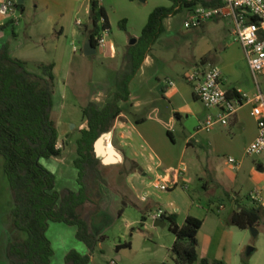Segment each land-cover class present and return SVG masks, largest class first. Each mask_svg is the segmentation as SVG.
<instances>
[{"label": "rangeland", "instance_id": "rangeland-1", "mask_svg": "<svg viewBox=\"0 0 264 264\" xmlns=\"http://www.w3.org/2000/svg\"><path fill=\"white\" fill-rule=\"evenodd\" d=\"M154 1L107 0L102 2L106 4L114 23L112 32H108L106 38L109 36V39L112 37L118 40L119 32L132 37L134 34L131 29L132 16L137 11L138 13L141 10L142 12L150 11L155 4ZM70 3L74 5L76 0H38V3H31V5L29 0H26L25 15L20 9L15 14L16 17L22 18V25L17 27V32L24 37L25 20H30L29 23L34 24L38 17L39 20H42V17L50 19L51 13L54 14L52 21H56L55 25L60 26L61 18L57 15L59 10H63L64 16H69L68 21L72 20V13L66 11ZM187 13V10H184L175 16L173 32L163 36L164 43L158 46L157 50L163 52L167 58L165 66L161 67L158 75L161 82L172 79L176 87L187 85L189 91L185 95H180L176 90L175 95L172 96L173 99L156 88L150 97L144 98L142 111L138 115L134 114L136 110L131 104L126 105L125 110L131 119L137 116L147 119L146 123L138 126L137 129L133 127L128 129V134L138 140L140 151L153 164L160 163V159L164 158L166 152L175 154L177 159L174 165L180 169L185 168L188 178L171 190L157 189L154 183L151 184L154 179L149 178V184L146 187L148 197L145 199L142 196L138 197V194L132 196L126 184H114V195L125 198L128 205L123 217H118L109 205L103 212L100 222L95 225L94 231L104 234L105 237L95 246L94 251L87 246L88 254L94 257L93 264H174L172 248L177 236L170 229L171 222L166 220V226H157L151 217L160 209L169 207L171 203L178 208L179 225L183 224L189 212L203 221L199 237L202 240L205 239L206 242L209 241L211 246L209 259L217 258L227 264H264V217L255 227L258 234L254 233L253 227L240 228L230 223L232 215L241 204L249 205L254 202L253 195H259L264 199V169L260 170L256 165V160L264 162V157L248 155L249 146H247L244 151L245 162L240 171L235 172L228 165L230 157L240 161L238 153L243 151V141L248 136L245 124H247L246 119L251 115L252 106L245 104L239 108L245 119L233 127V133H228L223 126H217L214 129L223 130L226 133L225 143L218 148L219 155L210 151L207 146L191 150L186 156L181 155L186 137L192 135L201 123L204 124L207 118L203 120V117H208L210 113L218 111L194 100L192 92L194 88L187 82L185 73L193 68L207 69L215 65L223 71L225 89L238 86L252 95L258 91V83L264 91V72L258 76L257 83L245 50L235 40L233 34L235 24L232 19H215L211 20L206 27L187 29L184 25ZM122 14L127 18L126 30L121 27ZM7 19L0 16L2 21ZM7 32L11 33L12 29ZM59 41L58 35L54 34L46 41V46L49 48ZM85 42L86 37L83 36L75 40L70 39L69 42L64 36L60 43L62 49L66 48L67 44L72 48L73 43L79 47L73 57L69 76L59 77L58 83L56 81L57 88L60 87L61 90L63 87L66 88L64 99L61 98L60 92L56 91L53 113L60 132L58 148L64 149L65 147L66 152L76 148L77 137L85 125L83 107L93 98L95 91L102 86V81H105L106 89L101 92L100 99L96 101L104 104L108 95L115 89V76L118 72L116 61L106 58L101 49L95 55L85 56L83 51ZM50 53L52 57L59 59L57 51L50 50ZM203 57H207L205 63L201 60ZM27 62L31 68L36 67V63ZM138 81H141L140 77L136 82L134 81V85ZM148 87L149 82L144 83V88ZM139 94L144 96L141 91ZM194 103L200 115L188 118L186 113L178 116L173 111L174 108ZM171 116L175 118L173 121H170ZM120 120L129 119L121 118ZM106 140L104 137L99 149L103 154L99 153V155L104 157L105 161L113 162L118 152L109 149ZM233 141H235V146H238L237 149L234 148ZM109 154L112 157L106 160L105 157ZM87 178L86 173L84 179ZM221 205L224 206L223 209H220ZM13 208L14 198L5 173V159L0 155V264H12L7 253L9 244L15 239L27 236L26 233L16 228L12 216ZM171 210L173 211V207ZM146 216L147 220L144 221L143 217ZM63 224L51 222L47 232L56 250V257L52 264H59L60 254L63 253V247L59 245V242L64 241L66 245H72V243L74 245L76 241L73 230L65 228ZM126 242H131L132 247L117 250L118 244ZM83 244L86 245L84 242ZM249 247L255 248L251 254L248 253ZM73 248H76V245Z\"/></svg>", "mask_w": 264, "mask_h": 264}, {"label": "trees", "instance_id": "trees-1", "mask_svg": "<svg viewBox=\"0 0 264 264\" xmlns=\"http://www.w3.org/2000/svg\"><path fill=\"white\" fill-rule=\"evenodd\" d=\"M135 1V0H132ZM172 6H158L149 15L148 22L136 44H129L124 52L122 65L115 76V89L104 104L91 99L83 107L87 126L77 140L81 178L89 171L98 172L99 160L95 155L97 141L113 130L124 113L122 103L130 102L131 84L162 35L167 31L166 20L196 5L218 7L220 0H171ZM94 0L89 24L84 32L97 47L96 37L101 29H111L108 14ZM99 8V9H98ZM24 5L19 4L18 10ZM8 25L0 26L4 30ZM126 30L125 20L121 23ZM134 37H131V39ZM57 91L53 64L29 63L14 57L9 41H0V155L5 159V173L14 198L12 216L16 228L26 233L25 238L13 240L7 249L12 264H52L53 243L47 232L51 222H60L78 228L77 238L94 251L101 241L91 225V216L83 212L87 195L84 189L59 191L56 174L43 160L59 157L60 132L53 113ZM231 97L236 89L228 91ZM171 136V133L169 132ZM264 217V207L255 202L240 205L230 223L240 228L258 226ZM170 229L177 236L173 245L174 264H227L220 259L211 260L199 254L198 234L203 221L188 216L183 225L177 214H166ZM145 221V217H143ZM132 243L118 244L117 250L131 248ZM91 256L72 249L66 264H90Z\"/></svg>", "mask_w": 264, "mask_h": 264}, {"label": "crops", "instance_id": "crops-1", "mask_svg": "<svg viewBox=\"0 0 264 264\" xmlns=\"http://www.w3.org/2000/svg\"><path fill=\"white\" fill-rule=\"evenodd\" d=\"M93 1L94 0H76V3L74 5H71V3L68 6V9L66 10L69 13H72V20L68 21L69 16H64L63 10H59L57 15L60 19V26H56V21L53 22L52 19L54 17V14H50V19L42 17V20H39L38 18L35 19L34 24L29 23L30 20H25V33L24 37L20 35L19 32H17V27L22 25V18L16 17L7 19L4 25H8V27L4 30H0V41H9L11 43V51L14 57L20 58L25 61H30L32 63L37 64H53L54 65V73L56 75V81L58 83L59 77L67 78L70 74L71 65L73 63V57L75 53L79 50V47L73 43L71 46L72 48L67 44V47L62 49L61 48V40L66 36V39L69 40L83 36L86 37V41L89 39L88 33L84 32L85 25L89 24L90 22V15L93 8ZM105 0L104 2H106ZM147 1V0H145ZM26 0H24V9L21 10V13L25 15L26 13ZM31 3H38V0H29V4ZM99 3V2H98ZM153 8L147 12H142L143 10L137 11L136 14L132 16L133 23L131 26V29L133 30L132 37L139 38L142 34V31L144 27L146 26L150 13L158 6H172L171 0H163V1H154ZM99 7H103L107 14L108 18L111 24V29L113 20L111 18V14L107 11L106 4L99 3ZM99 9V8H98ZM188 12V10H187ZM81 15L83 17H81ZM189 15V13H187ZM175 16L170 17L166 20V26L167 31L162 35L157 45L154 47L151 54H149L143 64V67L138 74L137 78L134 80L137 81L138 77L141 78V81L134 85V81L131 84V100L127 103H122V106L124 108V113L121 115V117L116 121L115 126L113 130L109 133L112 134L111 141L107 142L109 149H114L118 152V155L116 156V160L113 162H107L104 160V157L99 155L97 153V150L95 149V155L96 158L99 160V169L98 172L89 171L87 172L88 178L84 179L81 178L80 174V168L78 167L76 161L79 158L77 146L76 148L67 151L64 149H61V155L59 157H53L51 159L43 160V163L52 170L57 177V186L59 191H62L64 189H71L73 191H80L81 189H84L87 200L83 206V212L87 214L88 216H91V225L94 227L95 225L100 222V218L103 215V212L107 209V207H111L112 211L118 216L123 217L126 212V207L128 205L125 198L114 195L115 188L113 187L114 184L120 185V184H126L127 187L130 189V193L133 195L138 194V197H141L145 199L148 194L146 191V187L149 184V178L154 179L151 181L152 183H155L157 180L164 181L166 183H173L177 180L178 176H180V184L184 183L188 176L187 172L186 174L179 175L180 167H176L174 165L176 158V155L171 152L164 153V158L160 159V163L153 164L149 158L140 151L138 140L134 138L131 134H128L129 128H135L137 129L138 126L143 125L146 123L147 119L138 116L134 119H131L127 116L125 106L128 104H131L135 110V115H138L142 111V107L144 105V98L147 99L152 95L153 91L160 85H162V91H160L162 94H165L167 97H171L175 95L176 90L179 92L180 95H185L189 91V87L187 85H182L181 87H176L175 85L171 86L169 84V81L172 79L167 80L166 82H161L160 76H158L161 72V67L165 66L167 58L165 57L163 52H159L157 50L158 46H161L162 43H164L163 36L166 34L173 32L174 29V21L173 19ZM187 18V17H186ZM78 20L83 21V25H78ZM121 20H125V23L127 22V18L124 14L121 15ZM215 20V19H214ZM213 21V20H212ZM211 22V21H209ZM207 22L203 27H206V25L209 23ZM59 23V22H58ZM9 29H12L11 33H8L7 31ZM109 30V33L112 32V30ZM54 34L58 35L59 42L54 43L51 45V47L46 46V41H48L49 37L53 36ZM119 39H113L112 37L109 39V36L107 37V44L104 48H98L97 47V53L101 49L104 56L110 60H115L116 65H118L117 70L120 68V64L123 60L124 52L126 50V47L130 44L131 37H127L123 32L118 33ZM85 45V44H84ZM49 50V51H48ZM50 50L57 51L59 55V59H55L52 57ZM84 51V49H83ZM85 55V54H84ZM202 62L205 63L207 61V57H203ZM200 68V67H198ZM202 70H205L204 68H201ZM116 70V71H117ZM188 73H185V78L188 81ZM224 75V74H223ZM104 80V78H101ZM174 81V80H172ZM149 82V87L144 88V83ZM175 82V81H174ZM190 83V82H189ZM224 83V78H223ZM105 81L101 82V87L95 91L93 98L91 99H97L99 100L101 96V92L106 89V86L104 87ZM192 84V83H190ZM193 85V84H192ZM194 88V87H193ZM231 89H236L237 93L244 92L247 93L243 88L234 86L232 88L226 89L227 91ZM143 90V91H142ZM143 92V95H140L139 93ZM60 92L61 98L64 99L66 96V88L63 87L57 88V93ZM194 100L200 101V99L195 94V91L192 90ZM174 99V98H173ZM201 102V101H200ZM63 104V103H62ZM196 103L194 104H188L183 107H177L174 108V112L177 113L178 116H181L183 113L187 114L188 118H191L192 116L200 115L201 113L197 110L195 107ZM252 106V105H250ZM209 114V113H208ZM207 114V115H208ZM121 118H128L127 121H121ZM207 117H203V120H205ZM175 118L170 117V121H173ZM245 117L239 112H237V115L231 119L230 124L227 126H223L225 130L228 131V133H233V127L237 126L241 123L242 120H244ZM246 129L245 131L248 132V136L244 142V148L241 153H238L240 155V162L241 166L245 162V152L247 146H250L251 143L257 138L259 134V127H258V120L250 115L248 117ZM161 121V120H160ZM205 122V121H204ZM201 123V122H200ZM203 125L201 123L195 132L186 137V140L184 142L183 148L181 150V155L186 156L191 150H196L198 147H204L207 146L210 151H214V153H217L219 155L218 148L221 144L225 143L226 133L223 130H213L212 132H207L202 130L200 127ZM87 126V121L85 122V125L83 128ZM228 127V129H227ZM82 128V129H83ZM81 129V130H82ZM81 130L80 134L77 137V140L81 136ZM205 132V133H204ZM143 137V135H141ZM104 137H107V133L104 134ZM144 138V137H143ZM234 148H238V146H235V141H233ZM248 149V148H247ZM113 150V151H114ZM115 152V151H114ZM100 154H103L100 151ZM112 157L110 154L106 155V160L108 158ZM127 160L130 161V169L127 167ZM228 165L231 166L228 162ZM257 168L260 170L264 169V162L261 160H256ZM240 171V170H239ZM238 171V172H239ZM179 184V185H180ZM171 207H173V211L171 210ZM164 209L168 215L170 214H178V208L174 205V203H171L169 207L162 208ZM187 214V216L184 218L185 223L188 216L192 215ZM153 215V214H152ZM151 215V217H152ZM178 215H177V222H178ZM194 216V215H192ZM147 220V216L145 217ZM145 220V221H146ZM156 222V220H155ZM179 224V223H178ZM182 224V225H183ZM65 228H71L73 230L74 236L76 241L75 244L72 245L68 244L66 245L63 242H59V245H62L63 247V253L60 254L61 259L59 260V264H66V256L67 254L72 250L76 249L82 254H88L87 245L83 244V241H80L77 238V232L78 228L76 226L63 224ZM58 226V225H57ZM97 227V226H96ZM65 230V229H63ZM98 234V237L101 238V241L104 239L105 235L99 232H96ZM199 254L201 257L208 258L211 254V246L209 244V241L206 242L205 239H200L199 234ZM101 241L99 243H101ZM86 244V243H85ZM76 248H73L75 247ZM86 246V247H85ZM54 251L55 247L53 244ZM89 248V247H88ZM54 252V256L52 258V262L54 258L56 257V253ZM217 259V258H215ZM94 263V257L91 256V263Z\"/></svg>", "mask_w": 264, "mask_h": 264}, {"label": "built area", "instance_id": "built-area-1", "mask_svg": "<svg viewBox=\"0 0 264 264\" xmlns=\"http://www.w3.org/2000/svg\"><path fill=\"white\" fill-rule=\"evenodd\" d=\"M99 3L105 0H96ZM218 7H206L196 5L188 10L189 15L185 19L184 25L187 29L202 28L207 22L214 19L230 18L235 24L233 34L235 40L241 44L245 50L251 71L258 83V76L264 72V0H220ZM20 0H0V16L5 18H15ZM5 22L0 20V26ZM78 25H83L82 20H78ZM108 29H101L96 37L97 47L104 48L107 44L106 34ZM223 71L220 67L211 65L207 69L193 68L188 81L193 84L195 94L200 101L210 109H217L216 113H210L200 127L206 132H212L217 126L230 124L239 110L245 104L252 105L251 115L258 120L259 134L247 149L248 155L264 157V91L258 83V91L254 94L238 92V95L231 97L224 88ZM171 86L175 82L170 80ZM229 164L233 171L238 172L241 162L230 157ZM187 170L181 168L179 175L186 174ZM180 184V176L171 184L157 180L154 185L157 189L171 190ZM252 200L264 207V199L259 195L252 196ZM224 206L221 205L220 209ZM167 212L160 209L152 215L154 220L162 219ZM114 263V261H113Z\"/></svg>", "mask_w": 264, "mask_h": 264}, {"label": "water", "instance_id": "water-1", "mask_svg": "<svg viewBox=\"0 0 264 264\" xmlns=\"http://www.w3.org/2000/svg\"><path fill=\"white\" fill-rule=\"evenodd\" d=\"M20 3L23 4L24 0H20ZM136 42H137V38L134 37V38L131 39L130 44L133 45V44H136ZM96 53H97V47L93 44L92 40L89 38L85 42V45H84V54H85V56H92V55H95ZM158 90L162 91V85H160L158 87ZM103 138H104V135L96 143L95 148L97 149V153H100V151L98 149V145H100L103 142ZM126 164H127L128 169H130V164L131 163H130L129 160H127ZM155 225H157V226H166L167 222L164 219H157L156 222H155ZM253 231H254L255 234H258V230L255 227H253ZM254 250H255L254 247H249L248 253L251 254L252 252H254Z\"/></svg>", "mask_w": 264, "mask_h": 264}, {"label": "bare ground", "instance_id": "bare-ground-1", "mask_svg": "<svg viewBox=\"0 0 264 264\" xmlns=\"http://www.w3.org/2000/svg\"><path fill=\"white\" fill-rule=\"evenodd\" d=\"M111 137H112V134L111 133H107V137H106V141L108 142V140H110L111 139ZM101 148V144L100 145H98V149H100Z\"/></svg>", "mask_w": 264, "mask_h": 264}]
</instances>
